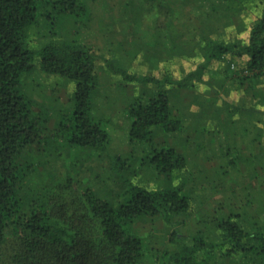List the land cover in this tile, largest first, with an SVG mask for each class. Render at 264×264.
Here are the masks:
<instances>
[{
  "label": "rangeland",
  "instance_id": "obj_1",
  "mask_svg": "<svg viewBox=\"0 0 264 264\" xmlns=\"http://www.w3.org/2000/svg\"><path fill=\"white\" fill-rule=\"evenodd\" d=\"M78 1L86 13L64 14L53 4L41 3L36 22L25 29L24 42L36 67L49 44L76 42L92 51L98 83L93 115L102 123L109 143L103 151L71 147L68 136L62 135L28 147L19 160L33 165L28 181L33 194L71 184L118 206L132 188L180 186L191 199L189 213L173 216L169 222L161 215L141 217L126 227L144 242L141 264H161L165 254L177 253L197 235L211 244H223L212 257L217 264H259L254 253L224 256L230 246L222 237L214 240L222 234L216 230L217 222L232 216L251 237L264 234V148L254 141L257 129L242 121L248 112L241 113V106L237 113L235 108L232 113L219 111V80L209 85L191 81L186 89L173 84L190 72L194 62L199 65L209 39L248 36L249 25L264 10V0ZM226 70L224 77L231 76L232 71ZM121 71L134 74L136 80L128 83ZM145 76L160 81L168 77L172 84L159 87L144 81ZM222 79L224 84L227 80ZM21 83L33 114L44 126L54 129L70 117L74 80L37 68ZM161 90L167 92L173 114L182 118L181 129L166 132L156 126L149 142L131 143L127 109ZM150 147L176 149L186 160L185 169L165 184L164 175L148 162ZM172 232L177 236L170 242Z\"/></svg>",
  "mask_w": 264,
  "mask_h": 264
},
{
  "label": "trees",
  "instance_id": "obj_2",
  "mask_svg": "<svg viewBox=\"0 0 264 264\" xmlns=\"http://www.w3.org/2000/svg\"><path fill=\"white\" fill-rule=\"evenodd\" d=\"M41 3L53 4L64 14L86 13L78 0H0V264H141L144 242L126 227L141 217L161 215L169 222L173 216L189 213L191 199L180 186L132 188L128 199L118 206L90 189L79 190L71 184L42 188L35 194L28 186L34 168L19 159L43 140L67 135L71 147L102 151L109 143L106 130L93 115L98 83L92 51L76 42L49 44L41 51L39 66L33 63L23 34L36 22ZM203 50L206 63L197 65L173 85L186 89L189 82L201 81L207 64L224 55L247 56L242 75L264 79V10L251 24L246 40L209 39ZM37 68L75 81L70 117L54 129L44 126L33 114L22 91L21 78ZM121 72L128 83L137 78ZM142 79L159 87L172 84L168 77L162 81L147 76ZM176 116L165 90L135 102L126 114L129 141L149 142L156 126L166 132L179 131L182 118ZM150 149L148 162L164 175L165 184L175 172L185 169L186 160L176 149ZM216 230L222 234H216L214 240L222 237L223 243L230 246L224 256L254 253L259 264H264V234L251 237L235 216L218 221ZM170 235L172 242L177 235ZM216 245L197 235L190 244L181 245L177 253L165 254L161 264H217L212 257L223 244Z\"/></svg>",
  "mask_w": 264,
  "mask_h": 264
},
{
  "label": "crops",
  "instance_id": "obj_3",
  "mask_svg": "<svg viewBox=\"0 0 264 264\" xmlns=\"http://www.w3.org/2000/svg\"><path fill=\"white\" fill-rule=\"evenodd\" d=\"M236 37L237 35L235 34L230 39L234 40L239 38ZM247 37L246 35L245 38H240V40H246ZM201 57L198 63H206L203 56ZM246 62L247 56L234 58L229 55H224L219 60H211L207 64L206 69L203 70L200 82L204 83V85H209L213 80H219V92L216 94L217 108H219L222 114L225 112L232 113L234 110L237 113L236 109L238 106H241L239 110L241 113L248 112L245 118L241 117L242 121L247 126H254L257 129L254 141L264 148V79L262 76L245 78L240 71L246 66ZM194 63L190 71L194 70L197 66V63ZM226 69L232 71L231 76L224 77V74L227 72ZM222 78L227 80L224 84H222ZM191 108L193 109V106ZM233 116L234 120H237L235 113H233Z\"/></svg>",
  "mask_w": 264,
  "mask_h": 264
}]
</instances>
